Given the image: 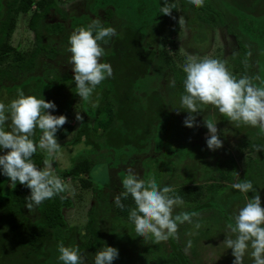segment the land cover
Returning <instances> with one entry per match:
<instances>
[{
	"label": "trees",
	"instance_id": "1",
	"mask_svg": "<svg viewBox=\"0 0 264 264\" xmlns=\"http://www.w3.org/2000/svg\"><path fill=\"white\" fill-rule=\"evenodd\" d=\"M95 1L87 0V9L91 15L83 13L80 16H75L61 12L56 0H7L5 2L1 0L0 64L8 61L11 54L16 52L14 64H17V67L23 72H33L38 66L41 53H45L43 56L47 59L56 60L60 53L67 48L66 44L69 42V37L77 27L86 26L93 19H100L103 26L115 27L117 34L108 39L107 44L102 43L105 49V55L101 62L111 63L113 75L105 79L94 90L98 93L97 96L100 99L96 111H91V104L81 100L76 93V85L73 77H69L67 73L63 74V72H59L58 75L51 77L47 69L48 66L46 67L45 65L46 68H44L42 74H31L25 83L22 82L21 84H13L11 86L4 84L3 80L4 78L12 77L10 69L13 66L9 64L7 68L1 67L0 87L7 85L6 88H8L9 93L12 95L14 90L12 91L11 88L20 87V90L23 91L25 87L32 85L30 80L34 81L35 79L31 90L24 93L25 95L44 97L46 100L53 101L56 105L58 104L55 110L50 111L57 116H67L66 124L56 133L64 138L74 129V125L69 123V119L74 116L73 112L75 110H83L87 114V117L91 121H94L95 124L93 123L91 125L90 121L83 122V126L80 127L77 133L78 136H76L80 140H83V137H85L84 139L86 141L91 140V133L93 131L110 129V127L113 129L116 127V124L118 126L121 125L120 121H122L128 128V132H125V134L128 135L131 129L135 134L141 133L144 129L149 131L153 130L149 135V140L153 141L156 139V135L163 129V125L161 124H163L164 118L163 120L162 118L156 119L151 123V128L147 127L148 121L146 122V116L138 115L140 109L135 110V108H132L133 106L128 105L130 102L136 101V98L146 89L148 79L146 76L152 73L154 77L158 76L162 78L164 72L168 69V65L173 56L169 55L167 50H158L155 48L149 40V37L151 34L161 35L167 29L172 36L178 35L181 27L178 22L180 18L178 11L177 9H173L172 16L160 13V8L163 6L164 0ZM177 1L168 0V3L177 4ZM90 2L91 7L88 5ZM182 3L184 14L189 15L191 13L193 15L191 23L194 26V34L196 33L195 39H198V36H202V41L208 42L210 37L207 27H221L226 25L228 31L239 42L240 52L245 51V64H250V66L244 67L245 65H242L241 61L238 64H241L247 70L253 68L252 62L250 63L249 61L252 56H255V53L258 54L255 56L256 58L260 57L264 61V0H205L204 6L199 8L191 3L187 4L186 0H182ZM52 9L59 10L63 19H69L70 22L68 21V24L59 21L47 23L46 20ZM33 10L34 12L29 20V27L36 33L37 43L36 47L30 52L31 55L27 57L25 55L28 53L24 54L17 51L18 48H14L7 42L16 27L18 16L28 14ZM257 10L261 12L255 13ZM253 14L261 17L258 19V16H253ZM173 16L176 19H173ZM237 19L239 23H237ZM240 33L246 38H249V44H254V54H251L249 47H245ZM54 36H64V42L58 43ZM174 41L173 39L170 40L172 43ZM124 56L128 60L127 69L123 68L124 61L120 60ZM44 57L43 61H45ZM152 67H154V73L152 72ZM123 72L125 76H123ZM172 72L174 73L175 87L169 85L168 92L171 94L175 93L181 97L185 94L183 80L186 74L182 68H172ZM138 79H143L142 81L144 83L140 85L137 82ZM59 83H63L62 86H59ZM57 87L62 90L65 88L68 92L65 90L62 91V95L52 93V89H57ZM137 90L139 91L137 92ZM69 92L72 97L69 96ZM154 93L157 92L149 95L143 93L144 96L141 95L144 98V106L147 105L145 109L150 106L151 100L154 102L159 101V94L157 93L155 95ZM94 96L95 94L93 93L92 102L96 103ZM76 103H79L80 105H78L82 106V108L75 106ZM124 104L127 106H124ZM177 108H180V106H177ZM110 110L113 111L112 120L107 115L103 118L104 112ZM121 112L124 116L120 115ZM176 116L179 118V114H176ZM127 117L130 118V124L127 121ZM113 118L116 120L113 121ZM179 127H183V125H174L175 130ZM40 136L41 132L37 129L33 137L34 141L38 143ZM196 136H199V134L195 132L187 135L190 138L187 141L188 145L191 144L198 148L199 143L194 141ZM88 143L90 142L88 141ZM184 146L185 144L181 147L169 149L170 151L167 152V157H163L164 161L158 166V169L154 167L155 173L149 172V170H152L149 167L145 169V163H142L146 173L142 175V178L147 180L149 177L154 176L161 188L171 186L172 181L178 183L180 186L174 188V190L176 194L184 199L185 204L188 206L184 211L200 213L205 210H213L217 208L215 206L216 202L214 201L216 200L215 196L219 197L220 193L226 187L225 183L234 179L233 171L236 167L235 160L232 159V162L218 165V174L211 175L208 180L202 178H194L192 180L191 176L188 175L189 178H187V175L183 171L184 163L189 160L186 155H183ZM189 147H186V150ZM6 151L8 150L0 149V155L5 154ZM132 156L126 157V159H129L128 165H125L126 167L134 163L132 162ZM32 159L38 167H43L46 154L38 149ZM149 159L153 164L158 161L153 156L149 157ZM91 162L86 158L68 168L61 167L55 161L53 165L63 180L67 178L74 180L79 177L83 190L88 191L91 188L100 191L102 189L101 186L90 177L92 169ZM118 178L121 181V189L123 191L122 176L118 175ZM192 181L194 182L192 183ZM30 194L31 190L25 185L17 182L15 186H12L10 179L3 175L2 169H0V264H63L58 259V245L61 242L65 246L78 247L80 252L87 247L99 250L96 239L100 236V242L103 241L102 245H104L103 236L105 231L101 230L100 226L94 220L96 215L91 216L89 219L93 237L89 234V229L85 230L86 233H83L82 230L84 238L88 239V241L82 244L78 243L76 233L79 227L71 226L66 216L68 209H72L75 205L74 198L71 194L67 192L63 193L62 195L67 197L63 200L60 199V196H56L53 199L44 201L34 213H31L25 206L26 198ZM209 197L211 198L209 199ZM122 202L126 205L125 209L121 210L117 207V211L121 217L130 221L128 219V212L130 208L135 207V203L131 196ZM222 217L226 219V225L234 223L231 217L228 218L229 215L227 217L223 213ZM128 224L134 225L131 221ZM168 242L171 248V252L169 253L171 258L162 251V258H156L160 264H170L172 258L174 264H195L190 253L183 247L179 239L170 238ZM161 250L163 249L161 248Z\"/></svg>",
	"mask_w": 264,
	"mask_h": 264
},
{
	"label": "rangeland",
	"instance_id": "2",
	"mask_svg": "<svg viewBox=\"0 0 264 264\" xmlns=\"http://www.w3.org/2000/svg\"><path fill=\"white\" fill-rule=\"evenodd\" d=\"M3 1L5 2L7 0ZM56 1L59 7L64 11L63 13L75 16H80L83 13L91 15L90 11L87 9V0ZM186 1L187 4L190 3L189 0ZM94 2L96 1L94 0ZM88 5L91 7V2ZM177 5L179 17L183 16L185 21L184 25L180 27L179 34L172 36L167 29L161 35L151 34L149 37V40L153 43L155 48L158 50H167V53L173 56L171 60L172 65L170 61L168 69L164 72L162 78L158 76L154 77L152 73L146 76L148 79L146 82V89L143 93L149 95L153 92H157L159 94V101L154 102L151 100L150 106L145 109L147 105L144 106L145 102L144 98H142L144 95L141 93L140 96H136V101L130 102L128 105L133 106L132 108H135V110L140 109L138 115L146 116V122L148 121L147 127L151 128V123L156 119L162 118L163 120L164 118V122L161 124L163 125V129L159 132V136L156 135V139L153 141L149 140V135L153 130L149 131L146 129L139 134H135L131 129L130 133L127 135L125 132H128V128L120 121V128L116 124V127L113 129L110 127V129L93 131L91 133V140H88L90 143H88V141L84 139L85 137H83V140L76 137L78 136L77 133L80 127L83 126V123L81 124V122L77 121L75 118L77 111H80L81 115L84 116V121H90L91 125H93V123L95 124L94 121H91V119L87 117V114L83 110H75L73 112L74 116L69 119V123L74 125V129L67 137L64 138L60 134H56L62 152V160L57 163L63 168H68L80 160L89 159L92 161L90 177L102 188L100 191L91 188L87 191L83 190L79 177L74 180L71 178L64 179L66 183L71 185V195L75 202L73 208L68 209L66 213L69 224L79 227L76 236L78 238V243L82 244L88 241V239H85L84 236L81 235L82 230L83 233H86L85 230L89 229V234H91L89 219L91 216L96 215L94 220L97 222V225L100 226V229L105 231L103 236L104 245H102L103 241L100 242V236L96 239L98 248L101 249L108 245L116 247L119 250V257L113 261V264H160L159 260L157 261L156 258H162V251L165 252L167 256H169L171 252L168 241L161 242L160 244L145 243L143 237L136 236L134 225H129L128 223H130V221L121 217L117 211V206L114 203V196L122 192L121 181L118 175H121L123 179L128 174L127 168L129 166H125L128 165L129 159H126L127 156L133 155L132 162L134 163L130 166L133 167L142 178V175L146 174L145 169H147V167L152 169L149 170V172L155 173V168L158 169V166L164 161L163 157H167V152L170 151L169 149L181 147L185 144L183 155H186L189 160L184 163L183 171L185 175H187V178H189L188 175H190L192 180L194 178L208 180L211 175L218 174V165L230 162L232 159L235 160L236 167L233 171L234 179L225 183L226 187L220 193L219 197L215 196L216 200L214 201L216 202L215 206L217 208L201 211L198 213V217L193 218L194 222H200L201 227L196 229L194 223L179 225V240L183 247L188 250L195 264H233L234 256L232 255V250L227 249L222 243L227 236L225 233L226 219L222 217V214L224 213L227 217L229 215L228 218L231 217L232 222H234L233 214L239 207L243 206L245 202L244 195L239 190L230 187L233 183L241 182L246 179L251 180L254 188L259 191L262 206H264V150L257 152L254 147L255 145H264V134H261L260 130L255 127L243 124L236 127L212 105H202L201 111L196 114V126L185 128L184 120L189 113L186 110L177 112L175 108L180 106V96L168 92L170 81L175 80L172 68L183 69V64L188 56L195 55L200 58L210 56L226 61L229 70L238 78L244 75L253 78L257 76L260 77V80L254 79L253 81L257 86H261V80H264V61L260 57H255L258 54L255 53L254 44H249V38H246L240 33L245 47H249L251 54L255 53V56H252L249 61L250 63L252 62L253 68H249V70L246 68L244 69V67L250 66V64H245V51L243 50L240 52L241 48L239 42L236 37L228 31L226 25L221 27H207L210 37L208 42H203L202 36H198V39H195L196 33L194 34V26L191 23L193 15H191V13H189V15L184 14L182 0H178ZM56 11L59 10L56 9ZM189 11L191 10L189 9ZM33 12L34 10L28 14L18 16L16 27L7 42L14 48H18L17 51L24 54L28 53L25 55L27 57L31 55L30 52L36 47L37 43L36 33L29 27V20ZM259 12L261 11L257 10L255 13ZM253 16L257 17L258 15L253 14ZM260 17L261 16H258L257 18L259 19ZM60 19H62L61 15L54 13V15L50 14L48 16L46 22H54ZM238 19L240 20V18ZM239 20L237 23H239ZM68 21L65 22L68 24ZM54 38L58 43L64 42V36H54ZM172 39L175 40L174 43L170 42ZM69 46L68 42L66 44L67 48L60 53L56 60L47 59L43 56L45 53H41L38 66L33 72H23L19 69L17 64H14V56L17 53L13 52L8 61L0 64V68H7L9 64L13 66H11L12 69H10L12 77L4 78V84L11 86L13 84H21L22 82L25 83L28 81V76L31 74H42L44 68L47 66L51 77L58 75L59 72H63V74L67 73L69 77H74L72 66L68 63L71 57V53L68 51ZM247 48L246 50H248ZM43 57L45 61H43ZM103 58L104 56L101 60ZM120 60L124 61L123 68L127 69L128 60L126 56ZM240 61L242 65H245L244 67L238 64ZM152 69L153 72L154 67H152ZM123 76H125L124 72ZM142 80L138 79L137 82L142 85V83H144ZM30 83L33 85L35 79L34 81L30 80ZM62 84L63 83H59V86H62ZM6 86L0 87V102L8 104L12 99L17 97L20 87L11 88L12 91L14 90L11 95ZM31 86L25 87L23 92L27 93L28 90L30 91L32 88ZM64 90L57 87V89H52V93L62 95L61 92ZM65 91L68 92V90ZM138 91L139 90H137V92ZM157 93L154 94L156 95ZM94 94V100L98 103L100 101L97 96L98 93L94 91ZM69 96L72 97L70 92ZM79 103L81 104V102ZM79 103H76L75 106L82 108V106H79ZM124 106L127 105L124 104ZM126 109L128 108L126 107ZM91 111H96V108L92 109L91 107ZM176 114H179V118L183 121H181ZM105 115L111 119V117H113V111L104 112L103 118H105ZM120 115L124 116L122 112ZM127 118L129 123L130 118ZM115 120L116 119L113 118V121ZM205 120L217 123L219 136L223 141V146L215 151L210 150L206 144V139L210 133L205 125ZM175 124H179L180 126L183 125V127H179L175 130ZM7 126L8 124L5 125L6 128ZM193 132L199 134V136H196L194 139V141L199 143L198 148L191 144L188 145L190 138L187 137V135ZM114 134H116V136H114ZM188 146L190 147L186 150ZM129 147L130 149H128ZM42 152L46 154V158L51 159L45 151ZM151 156L156 157L158 161L153 164L149 159ZM142 163H145V169ZM54 173L60 176L56 168H54ZM193 182L194 181H192V183ZM179 186L178 183L172 181L170 187L174 189ZM254 194L255 193L250 192L248 194L249 198ZM210 198L211 197H209V199ZM187 208L188 206L185 204L182 209H176L174 215ZM31 213L34 212L31 211ZM91 237H93L92 234ZM189 240L192 242L190 248L187 247ZM161 248L163 250H161ZM97 251L98 250L87 247L81 252L86 257V264H93L94 255ZM170 264H174L173 258ZM244 264H252V259L247 255L244 258Z\"/></svg>",
	"mask_w": 264,
	"mask_h": 264
},
{
	"label": "clouds",
	"instance_id": "3",
	"mask_svg": "<svg viewBox=\"0 0 264 264\" xmlns=\"http://www.w3.org/2000/svg\"><path fill=\"white\" fill-rule=\"evenodd\" d=\"M189 2L198 8L205 4V0ZM173 9L179 10L177 4L164 0L160 13L172 16ZM178 22L182 27L184 17L181 16ZM116 34L115 27H105L100 19H93L88 25L77 27L69 37L71 57L68 63L74 71L76 93L81 100L90 103L92 109L98 107V103L91 100L94 90L113 75L111 63L101 62L105 55L102 43L107 44ZM183 72L186 74L183 80L185 94L180 97V108L175 110L183 109L189 113L184 120L185 126L195 127L201 106L212 105L236 127L243 124L258 128L264 134V80L257 86L253 81L260 80L258 76L237 78L226 61L210 56H188ZM170 86L175 87V80L170 81ZM56 108L55 102L25 95L22 90L10 103L0 102V149L8 150L0 155V169L12 186L18 182L31 190L25 206L32 212L44 201L56 196L63 200L67 198L63 193L72 192L71 185L54 173L53 162L62 160L56 133L67 122L66 115L57 116L50 111ZM75 118L81 124L84 121L80 111ZM205 125L210 133L206 139L207 147L213 151L221 148L223 141L217 123L205 120ZM37 129L41 132L38 143L33 139ZM254 147L257 152L264 150V145ZM38 149L51 157L44 160L43 167H38L32 159ZM127 173L122 179L123 191L114 196V203L124 210L126 205L122 201L131 196L135 207L130 208L128 219L134 224L136 236L143 237L145 243L160 244L170 238L178 240L179 225L184 223H194L196 229L201 227L199 221L194 222L193 218L199 216L196 212L181 211L174 215L176 209L184 207L185 201L172 187L161 188L154 176L142 179L131 166ZM230 187L239 190L245 202L233 214L234 223L226 225L227 236L222 243L232 250L233 264H244L246 255L252 259V264H264V206L260 193L247 179ZM250 192L255 193L251 198ZM191 245L189 240L187 247ZM58 251V259L63 264H85L86 257L78 247L65 246L61 242ZM118 257L119 250L107 245L95 253L93 264H113Z\"/></svg>",
	"mask_w": 264,
	"mask_h": 264
},
{
	"label": "flooded vegetation",
	"instance_id": "4",
	"mask_svg": "<svg viewBox=\"0 0 264 264\" xmlns=\"http://www.w3.org/2000/svg\"><path fill=\"white\" fill-rule=\"evenodd\" d=\"M61 9V12H64L63 10H62V8H60ZM61 12L60 11H56V9H52V11H51V13L50 14H53L54 15V13H58V14H60L61 15ZM93 17H94V15H93ZM61 18L62 19H60V20H57V22L59 21V22H65V21H68V20H65V19H63V17L61 16ZM61 20H63V21H61ZM55 22V21H54ZM65 23H67V22H65Z\"/></svg>",
	"mask_w": 264,
	"mask_h": 264
}]
</instances>
